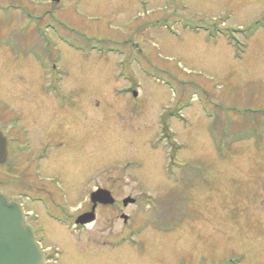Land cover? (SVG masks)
I'll use <instances>...</instances> for the list:
<instances>
[{
    "label": "rangeland",
    "instance_id": "obj_1",
    "mask_svg": "<svg viewBox=\"0 0 264 264\" xmlns=\"http://www.w3.org/2000/svg\"><path fill=\"white\" fill-rule=\"evenodd\" d=\"M7 123L55 152L0 168L5 190L26 172L65 219L102 188L138 201L101 248L30 201L50 264H264V0H0Z\"/></svg>",
    "mask_w": 264,
    "mask_h": 264
},
{
    "label": "flooded vegetation",
    "instance_id": "obj_2",
    "mask_svg": "<svg viewBox=\"0 0 264 264\" xmlns=\"http://www.w3.org/2000/svg\"><path fill=\"white\" fill-rule=\"evenodd\" d=\"M78 49H80V48H78ZM51 92H52L51 90H45V93H47V94L51 93ZM60 95H62V94H60ZM19 118H20L19 116L11 118V123L18 126L17 122H18ZM13 128L14 127H12V129ZM60 128L61 127H57V126L47 127L48 132L51 131L53 134L58 133L60 131ZM10 129L11 128H9L8 123L5 125H0V134L5 139V142H6V155H5L6 158H5V161L0 164V168L1 169L7 168L8 170L13 169V168H18L19 166H17V163H20L22 161L21 156L22 155L25 156V153L27 151L34 152L36 150V147L34 149H32V144H31L30 139H27L26 141L21 142V135H17V134L12 135V130H10ZM24 136L27 137V135H24ZM37 146H38V148L36 150V153L33 154L34 156H32V158L34 159L35 162L38 163L39 166L37 167V169H39L41 162L47 161V162L51 163V157L55 151H52L53 150L52 149V147H53L52 143L47 141L45 138L40 143H38ZM42 168H43V166H42ZM22 169L25 170L24 167H22ZM19 172H21V170H19ZM8 173L12 174V172H8ZM10 176L14 179V174H12ZM25 176H28V174L26 172H24L22 176L21 175L19 176L20 178H22L24 180L23 183L18 182V184L20 186L22 185V187H23L22 189H25V188L27 189L26 186H28V188H29V183L26 182ZM41 177L43 178L45 176L42 174ZM60 179H61V176H60ZM52 181H54V180H52ZM13 182H14V180H12L9 184L12 185ZM49 183L51 184V182H49ZM10 185H7V183L4 185L2 184V186L0 185V191L8 194L12 200H15L16 202L20 203L23 206V208L25 209V211L27 213L28 220L33 227L35 236H36L37 240L41 243V245L45 251V264H50V253H48L47 247H44V244H43V242L47 238V234L44 232V226L42 224H40V220H39L40 215L35 214L33 212H30V210H28V208H27V205L31 201V203L32 202L40 203L41 206L43 207V209L47 210L49 208V205L51 204L49 202L48 196L44 193L34 194L28 190L26 191V189L16 192L17 194H12V192L4 189V187L10 186ZM102 189H105V190L110 192V195L114 199V202L112 204L98 203L94 209L96 218L93 221H90L86 224H80L79 223L81 220L86 219L87 218L86 216H88L90 214V212L93 211V202L91 201V194L93 191L88 192V198H87L88 200L85 201L87 204V208H88L87 211L82 210V212L77 214L75 217H71V216L66 215L67 219H65L64 217L58 218V217H55V215L49 214L50 210H47L46 215L49 218L53 219L54 221L57 220L60 224H63L66 226H70V224L68 223V219H71L73 231H75V233H76V235L75 234L74 235L78 241H81L83 238H85L88 243H92L94 246L98 245L99 248L105 247L106 245L109 244V242H113V240L99 241L95 235L90 233L91 229L93 230L94 226L97 225V223L101 222V219H100L101 216H107V215H111V216L110 217L109 216L104 217V222L106 224H108V221H109V224L112 223L113 219H119V220L123 221V223L125 224V228L132 226V220H134V216H131L130 214L123 212V207L127 208L128 206L136 205V203H138V201H136L135 203H129L128 205H125L123 200L126 197L123 198L122 200H120L118 198L117 187L111 186V187L102 188ZM12 191H14V190H12ZM26 208H27V210H26ZM78 209H82V206H79L77 208V210ZM100 212H102L101 215H100ZM31 219L38 225V228L34 227V224L31 223ZM129 229H130L129 234L122 236V239L126 240L128 238L131 240V242L137 243V240L135 239L138 235L136 229H134V227L129 228ZM55 248H57V247H55ZM57 251L59 252V256L61 257L63 251L60 248H57Z\"/></svg>",
    "mask_w": 264,
    "mask_h": 264
},
{
    "label": "water",
    "instance_id": "obj_3",
    "mask_svg": "<svg viewBox=\"0 0 264 264\" xmlns=\"http://www.w3.org/2000/svg\"><path fill=\"white\" fill-rule=\"evenodd\" d=\"M58 1V0H54ZM6 142L0 134V164L5 161ZM94 206L100 203H113L110 192L99 189L92 193ZM135 202L127 197L124 204ZM95 218L91 212L88 219ZM0 264H45V253L37 241L33 229L28 223L23 207L12 200L8 194L0 191Z\"/></svg>",
    "mask_w": 264,
    "mask_h": 264
},
{
    "label": "bare ground",
    "instance_id": "obj_4",
    "mask_svg": "<svg viewBox=\"0 0 264 264\" xmlns=\"http://www.w3.org/2000/svg\"><path fill=\"white\" fill-rule=\"evenodd\" d=\"M262 129H264V127H261ZM176 231V230H175Z\"/></svg>",
    "mask_w": 264,
    "mask_h": 264
}]
</instances>
